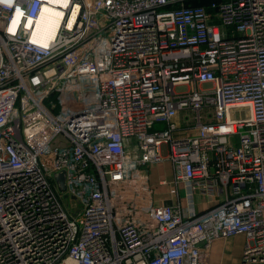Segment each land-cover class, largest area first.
Segmentation results:
<instances>
[{"label":"built area","instance_id":"2783aa9c","mask_svg":"<svg viewBox=\"0 0 264 264\" xmlns=\"http://www.w3.org/2000/svg\"><path fill=\"white\" fill-rule=\"evenodd\" d=\"M188 1L0 0V264H264V0Z\"/></svg>","mask_w":264,"mask_h":264},{"label":"crops","instance_id":"0c3cea01","mask_svg":"<svg viewBox=\"0 0 264 264\" xmlns=\"http://www.w3.org/2000/svg\"><path fill=\"white\" fill-rule=\"evenodd\" d=\"M195 0H189L188 2H192ZM156 167V174L158 175L157 179H153L152 175H150L151 182L152 184L157 183L158 180L161 177H165L168 179L172 178V166L168 163H165L163 165H158V166H153ZM151 168V174H153ZM162 169V172L165 173H171V176H161L160 175V170ZM166 195L164 197V204H175V199L170 197L169 194L166 191ZM199 199V209L206 208V198L202 197H197ZM160 200H156L155 202H159ZM244 243H245V237L243 235H237L233 236L228 239H219L213 242L211 245V248L209 250V257H208V262L209 264H240V259L242 256L243 248H244Z\"/></svg>","mask_w":264,"mask_h":264},{"label":"bare ground","instance_id":"6f19581e","mask_svg":"<svg viewBox=\"0 0 264 264\" xmlns=\"http://www.w3.org/2000/svg\"><path fill=\"white\" fill-rule=\"evenodd\" d=\"M53 4L59 8H53L50 6H44L37 21L35 40L37 43L46 45L56 36V32L59 28L60 20L62 19L64 12L60 7L67 6L68 0H50Z\"/></svg>","mask_w":264,"mask_h":264},{"label":"rangeland","instance_id":"374dc122","mask_svg":"<svg viewBox=\"0 0 264 264\" xmlns=\"http://www.w3.org/2000/svg\"><path fill=\"white\" fill-rule=\"evenodd\" d=\"M210 1H215V0H206V2H210ZM195 4H197V3H195ZM186 90H187L186 86L177 87V92H185ZM209 110H210L209 108H205V109H203L201 111L202 116H203V118H202L203 122L208 121V119H209L208 111ZM244 113H245V111L243 109H241V110H238V109L237 110H232V114L234 116H237V117L243 116ZM195 116H196V113H194V112H192L190 110L182 111L181 112V117H182L181 125H183L184 127L185 126L194 127V125L196 123V119H194ZM156 170H157V168L153 167V169H152L153 174H151V172H150V175H152L153 179H157L158 178V175L156 174ZM164 173L165 172H162V169H161L160 170V175L161 176H166L167 175L170 178L171 173H165L166 175ZM151 187L154 188L153 193L146 191L144 195L147 197L149 195V193H150V195L152 196V198L155 199V201L158 200V199L160 200L159 202H156L157 204H163V201L165 200L164 197L165 196L167 197L166 191L168 190V187L167 186H158V182L157 183L155 182V184L151 183Z\"/></svg>","mask_w":264,"mask_h":264},{"label":"water","instance_id":"95a60500","mask_svg":"<svg viewBox=\"0 0 264 264\" xmlns=\"http://www.w3.org/2000/svg\"><path fill=\"white\" fill-rule=\"evenodd\" d=\"M55 179H56V182H57V184L59 186V190L62 193L65 194L66 191H67V186H66V172L65 171H61V172L57 173L55 175Z\"/></svg>","mask_w":264,"mask_h":264},{"label":"trees","instance_id":"16d2710c","mask_svg":"<svg viewBox=\"0 0 264 264\" xmlns=\"http://www.w3.org/2000/svg\"><path fill=\"white\" fill-rule=\"evenodd\" d=\"M212 1L210 2H206V0H195V1H192V2H188L189 4H193L194 6H201V5H205V6H209V4L211 3ZM197 3V4H195Z\"/></svg>","mask_w":264,"mask_h":264}]
</instances>
